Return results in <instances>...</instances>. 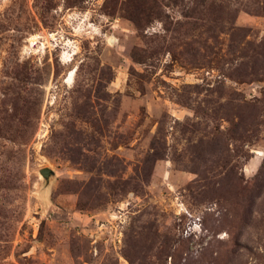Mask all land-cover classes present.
<instances>
[{
	"label": "rangeland",
	"instance_id": "rangeland-1",
	"mask_svg": "<svg viewBox=\"0 0 264 264\" xmlns=\"http://www.w3.org/2000/svg\"><path fill=\"white\" fill-rule=\"evenodd\" d=\"M0 264H264V0H0Z\"/></svg>",
	"mask_w": 264,
	"mask_h": 264
},
{
	"label": "water",
	"instance_id": "water-1",
	"mask_svg": "<svg viewBox=\"0 0 264 264\" xmlns=\"http://www.w3.org/2000/svg\"><path fill=\"white\" fill-rule=\"evenodd\" d=\"M39 174L42 176V178L45 181H48L50 177L52 176V171L49 168H42L39 170Z\"/></svg>",
	"mask_w": 264,
	"mask_h": 264
}]
</instances>
